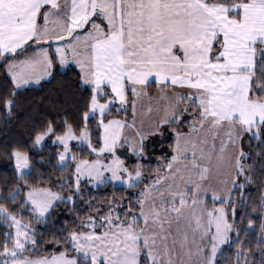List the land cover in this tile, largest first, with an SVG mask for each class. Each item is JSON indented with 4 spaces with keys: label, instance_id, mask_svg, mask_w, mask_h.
I'll list each match as a JSON object with an SVG mask.
<instances>
[{
    "label": "snow or ice",
    "instance_id": "obj_1",
    "mask_svg": "<svg viewBox=\"0 0 264 264\" xmlns=\"http://www.w3.org/2000/svg\"><path fill=\"white\" fill-rule=\"evenodd\" d=\"M26 101L0 264H264V0H0V120Z\"/></svg>",
    "mask_w": 264,
    "mask_h": 264
},
{
    "label": "trees",
    "instance_id": "obj_2",
    "mask_svg": "<svg viewBox=\"0 0 264 264\" xmlns=\"http://www.w3.org/2000/svg\"><path fill=\"white\" fill-rule=\"evenodd\" d=\"M31 51V50H29ZM30 94L39 101L40 98L44 95L48 94V89L45 88L41 91H35L32 89H29ZM63 94L61 93V96ZM55 102L56 104L60 103L59 99H56L54 101H46L43 104H35L32 106V115L33 117L38 116L41 112H43L45 109L51 110V104ZM30 101H26L23 104L19 106L20 110L17 112L14 110L13 117L11 119H4L0 120V142L4 140L9 141H17L21 140L23 142V138L27 136V124L28 121L25 117V112L28 110V104ZM47 113L45 112V115ZM49 145H45L43 151L47 152L49 151ZM39 151V149H37ZM159 155V153H157ZM147 163V161H145ZM155 161H152V164L155 165ZM11 169V165L8 163L7 158L3 155H0V174H7ZM261 179H264V177H261ZM81 187L84 190L85 197H90L92 199L102 201L105 197L112 198L113 196H116L117 198L121 195H126V188L120 186L119 184H116L115 186L113 184H106L101 186L96 185H89L85 181L82 183ZM261 190L260 181L258 180L256 183H254L252 186L248 188V192L251 194L252 199L258 200L259 199V193ZM84 204V201H78L77 206V212H79L80 216H85L89 212L88 207H83V210H81V206ZM209 205H211V201H209ZM64 212L61 213L59 209H57V215L59 216V220L55 223L53 226H45L43 222H40L39 224L34 223L33 226L36 227L38 232H44L45 233V240L50 239V233L53 230V227H59L60 221L64 220H70L72 219V215L68 213L67 208L69 206H63ZM25 219L27 220L28 215L27 213L23 214ZM52 217H49V220H52ZM7 229L0 227V232L6 231ZM258 231V228H257ZM0 239H3L2 236H0ZM251 244L254 247L256 244L255 236L253 235L251 238ZM50 246V245H49ZM234 246H228L224 247V250L222 253H220V264H229V260L225 259V257L234 256L233 251ZM43 249H41L40 253L42 254ZM258 253H256V258H258Z\"/></svg>",
    "mask_w": 264,
    "mask_h": 264
},
{
    "label": "rangeland",
    "instance_id": "obj_3",
    "mask_svg": "<svg viewBox=\"0 0 264 264\" xmlns=\"http://www.w3.org/2000/svg\"><path fill=\"white\" fill-rule=\"evenodd\" d=\"M117 184H119V183H117Z\"/></svg>",
    "mask_w": 264,
    "mask_h": 264
}]
</instances>
